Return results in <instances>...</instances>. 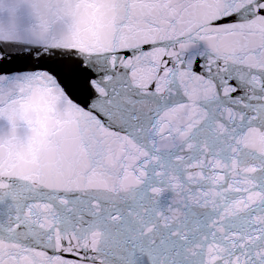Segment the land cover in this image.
Instances as JSON below:
<instances>
[{"label": "snow or ice", "instance_id": "obj_1", "mask_svg": "<svg viewBox=\"0 0 264 264\" xmlns=\"http://www.w3.org/2000/svg\"><path fill=\"white\" fill-rule=\"evenodd\" d=\"M0 264H264V0H0Z\"/></svg>", "mask_w": 264, "mask_h": 264}]
</instances>
